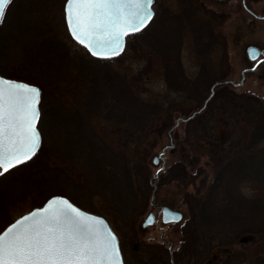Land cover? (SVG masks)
Masks as SVG:
<instances>
[{"label": "trees", "instance_id": "16d2710c", "mask_svg": "<svg viewBox=\"0 0 264 264\" xmlns=\"http://www.w3.org/2000/svg\"><path fill=\"white\" fill-rule=\"evenodd\" d=\"M55 1L39 0L37 9L44 13ZM178 3L180 6L187 3L185 10L190 7L188 0ZM18 5L17 0H11L0 23L4 38L1 53L7 63L14 60L15 54L18 58L17 54L22 53L30 67L16 69L13 64L1 69L10 68L8 76L35 81L43 89L38 123L42 142L36 154L45 149L60 151L59 159L67 163L62 167L63 162H57L63 168L62 193L83 208L85 201L72 195L69 189L79 187L81 178L84 182L92 176L94 182L88 194L105 200L116 223L126 225L124 232L116 230L118 234L122 232L120 249L124 264H264V197L242 196L240 189L246 183L264 186V97L223 88L215 91L206 106L186 121L198 142L197 158L206 151V171L210 169L212 177L201 195L185 194L187 217L181 224L178 246L174 250L154 246L146 252L133 240L143 231L140 226L136 230L132 226L131 218L137 212L141 195L137 194L134 177L142 182L144 196L162 174L166 173L170 181L187 182L188 177L195 179L203 171L196 168L194 176L187 173L183 166L195 167L198 162L190 163L183 156L182 163L160 171L157 177L160 166L156 168L149 183L148 163L142 162L147 155L143 151L147 147L145 132L165 109L161 99L155 96L147 100L139 88V78L151 72L153 60L127 78L111 70L106 59L71 55L68 48L61 46L52 32L54 29L44 22L43 13L34 19L37 26L24 30L25 38L18 32L3 35L7 15ZM185 10L179 13L185 14ZM179 13L171 14L173 25L178 20L182 27L177 30L178 38L173 36L166 42L158 39L155 20L132 37L151 56L160 58L169 91L203 105L210 95V83L199 77L200 81L192 84L182 66L179 67L176 48L180 33L183 24L192 23L187 15L179 18ZM211 18L210 15L209 22ZM195 20L201 24L197 29L202 32L208 29L204 24L206 17L195 16ZM28 50L31 60L27 57ZM60 68L63 73H59ZM47 78H51L49 83ZM93 118L107 127L96 130ZM88 184L86 181L85 185ZM91 209L95 211L92 206Z\"/></svg>", "mask_w": 264, "mask_h": 264}, {"label": "rangeland", "instance_id": "374dc122", "mask_svg": "<svg viewBox=\"0 0 264 264\" xmlns=\"http://www.w3.org/2000/svg\"><path fill=\"white\" fill-rule=\"evenodd\" d=\"M38 1L39 0H17L19 5L13 12L19 11V14L11 12L7 15L6 19H8V22L6 21L5 27L3 26V35L12 33L17 35L18 32L22 35V38H25L23 36L24 30L30 26H37L38 23L35 22L34 19L38 17L39 14L43 13L40 8L37 9ZM245 1L248 8L256 14H259V17L262 19L249 15L246 10L240 6L239 0H230L225 3H223V1L217 2L214 0H188L190 7L187 10H185L188 6L187 3L180 6L178 0H158L154 3L153 9L155 15L152 21L155 20V22H157L155 24V31L158 39L166 42L171 39L170 37L174 36L178 38L177 30L182 27L179 26L180 21L178 20L176 24L173 25L174 21L172 20L174 19L171 14H176L181 10H185V14H183V12L179 13L178 17L182 19L187 15V20L192 22L191 24H183V30L180 33L176 48V51L179 49L178 53L180 55L181 63L179 62V67L180 65L182 66L185 77H187L192 84H197L200 81V72L203 69L201 63L205 60L204 53L198 56L196 48L193 46L194 42L197 45L202 44L201 40L203 35L202 30L197 29V26H201V24L198 20H195V16H200L201 18H205L207 15L212 16L210 31H214L215 42L222 45V48H219L220 50H210L209 61L214 62L216 66L211 63L214 71L211 70L210 75L214 78L209 82V88L220 79H231L238 82L240 79L239 70L245 66L244 62L241 64V61L243 57H246V49L249 46H256L259 49L262 47L264 43V0ZM64 3L65 0H57L49 4L41 17L44 18V22L51 30L54 29L52 32L56 34L61 46L68 48L71 55L88 56L89 53L82 46L78 45L68 33L64 18ZM31 11L36 14L33 16ZM3 40L4 38H2V32L0 30V69L1 67H6V65L12 66L13 64L16 65V69L30 67L29 60L25 59V56L21 55L22 53L17 54L19 56L18 58H16L15 54L12 58L14 60H10L9 63H7L1 53V42ZM31 47L32 45L28 46L29 49ZM29 51L30 50H28L29 56L27 57L30 59ZM151 55L152 54L147 52L143 47L138 46L136 40L131 35L126 39L125 48L120 55L106 59L108 60L107 66L110 67L111 70L117 71L120 75L127 76V78L130 75L136 74L141 68H144L150 60H153L151 72L139 78V88L145 99L151 101V97L155 96L161 99L164 102L165 109L153 120L145 132L144 145L147 147L143 148V151H145L144 153L147 155L144 156L146 161L142 160V162L148 163L147 171L149 174V183L152 179V174L156 172V168L160 166L155 177L159 176L160 171L162 173L167 171L171 166L173 167L175 163H182L183 156L186 157L190 163L198 162L195 167L183 166L187 173L194 176L196 168L203 171L199 172L195 179L188 177L187 182L180 180L170 181L166 179V173L162 174L159 180L156 179L155 182H153L154 188L152 187L151 191L144 194V196L141 191L142 182L140 183L138 178L134 177L137 194L141 192L137 212L133 214L131 218L134 230H136L137 227L139 228V226L141 227L148 213L152 212L156 217V221L153 225L143 228V231L136 234V238L133 239L135 240L134 242L140 244V248H143L146 252H150L151 248L154 246L158 247L162 245L172 250L178 246L179 237H181V224H183L184 219L187 217L188 202L187 198H185V194L188 193L194 196V194L198 192L201 195L212 177V171H210V169L206 171V163L208 160L206 151L197 158L199 151L198 142L192 129L185 125L186 121L192 118L186 121L184 120L197 111L202 104L196 103L194 100H186L181 95L169 91L165 83L164 69L160 65V58L157 57V55L156 57ZM19 59L21 60L17 62ZM37 59L39 60V58ZM220 60L223 61V65L220 67L221 69L218 70V63H220ZM173 64L175 65L174 62ZM59 71V73H63L62 68H60ZM6 72L10 74V68L2 70L0 75L6 78L16 79L8 76ZM51 78H47V81L48 79L51 80ZM16 80L21 79L17 78ZM23 81L35 84L41 88L35 81ZM47 83H49V81ZM222 89L223 87H220L216 90L220 91ZM42 90L41 88V95ZM236 91H244L252 95L264 97V73L262 71H257L254 74L247 75L243 85ZM81 108L84 107L81 106ZM92 121L95 123L94 126L96 130L107 127L103 121L96 118H93ZM59 152L60 151L56 149L55 151L45 149L38 153V155L35 154L27 162L16 166L6 173L2 174L0 172V231L21 215L29 212L35 207L41 206L51 196L61 195L68 198V196L62 193L63 189L61 188L64 184L62 167L63 164L65 165L66 161H62V158L59 159ZM155 158H157L156 164H154ZM59 161L63 162L61 168L57 166V162ZM204 177H206L205 181ZM86 181L90 184L85 185ZM201 181L204 182L201 183ZM93 182L94 179H92L91 175H89L84 182L83 178H81V184H77L79 187H73L69 189V192L85 201L86 206L84 208L76 204L78 207L87 212L103 216L109 222L121 243L123 240L121 238L122 232L118 234L116 230L125 229L126 225L124 226V223H116V219L109 210L105 200L98 195H91L90 192L88 194V190ZM240 189L242 196L264 197V186L246 183L243 184ZM68 199L70 200V198ZM70 201L74 203L72 200ZM91 206L95 211L91 209ZM161 206H166L172 210L181 212L183 218L174 225L163 224L160 220ZM142 255L146 254L142 253Z\"/></svg>", "mask_w": 264, "mask_h": 264}, {"label": "snow or ice", "instance_id": "6c2138e0", "mask_svg": "<svg viewBox=\"0 0 264 264\" xmlns=\"http://www.w3.org/2000/svg\"><path fill=\"white\" fill-rule=\"evenodd\" d=\"M154 0H66L72 36L96 57L123 48V38L154 17ZM11 0H0V20ZM41 88L0 76V169L29 160L40 146ZM0 264H121L116 237L103 219L64 196L0 231Z\"/></svg>", "mask_w": 264, "mask_h": 264}, {"label": "water", "instance_id": "95a60500", "mask_svg": "<svg viewBox=\"0 0 264 264\" xmlns=\"http://www.w3.org/2000/svg\"><path fill=\"white\" fill-rule=\"evenodd\" d=\"M221 1H223V3H225V2H227V0H221ZM242 1V5H243V8L252 16V17H255V18H258V19H262V18H260L259 16V14H256L255 12H253L251 9H249L248 8V6H247V4H246V1L245 0H241ZM65 3H66V0H65ZM65 3H64V18H65V23H66V27H67V30H68V33H69V35L71 36V38L78 44V45H80V46H82L88 53H89V55L90 56H92V57H94V58H103V59H108V58H113V57H116V56H118V55H120L122 52H123V50H124V48H125V43H126V39H127V37L128 36H130V35H132V34H135V33H137V32H139V31H141L142 29H144L150 22H151V20L149 21V23L147 24V25H145L143 28H141V29H139L138 31H136V32H134V33H128V34H126L125 36H124V38H123V48H122V50H119L115 55H112V56H110V57H96V56H94L92 53H91V51L85 46V45H83V44H81V43H79V41H77L73 36H72V34H71V31H70V29H69V27H68V23H67V19H66V15H65ZM7 6V5H6ZM6 8V7H5ZM152 8H153V4H152ZM153 19V18H152ZM1 21V20H0ZM262 48V47H261ZM260 48V49H261ZM260 49L259 48H257L256 46H249L247 49H246V57H243L244 59H245V61H246V63H245V66H246V68L245 69H243L242 70V72L240 73V79H239V81L238 82H232V81H229V80H223V81H219V82H216V83H214L213 85H212V87L210 88V95L208 96V98H207V100L204 102V104L202 105V107L201 108H199L197 111H195L190 117H187L186 119H184L185 121L186 120H188V119H190L191 117H193L196 113H198V112H200L205 106H206V103H207V101L211 98V96L214 94V90H215V88L216 87H218V86H220V85H226V84H230V85H232V86H235V87H240V86H242L243 85V82L245 81V77L247 76V75H249V74H251L254 70H255V68H256V65L253 67V68H250L251 66H252V63L258 58V56L259 55H261V54H263V52L262 51H260ZM1 76V75H0ZM8 79H11V78H8ZM12 80H16V79H12ZM41 101V100H40ZM40 105V104H39ZM39 119H40V117H39ZM39 119H38V121H37V126H38V122H39ZM41 140H42V137H41V139H40V144H41ZM40 147V146H39ZM39 149V148H38ZM38 149H37V151H38ZM36 154V153H35ZM34 154V155H35ZM33 155V156H34ZM32 156V157H33ZM31 157V158H32ZM30 158V159H31ZM29 159V160H30ZM28 161V160H27ZM23 162H26V161H22L21 163H23ZM156 162H157V158H155L154 159V164H156ZM20 163V164H21ZM18 165V164H17ZM17 165H14L13 166V168L15 167V166H17ZM12 168H10L9 170H11ZM8 170V171H9ZM0 171H1V173H5V172H3V170L2 169H0ZM154 193V192H153ZM152 193V195H154ZM54 196H61V195H54ZM53 196H51L50 198H48L41 206H39V207H35V208H33V209H31L29 212H32V211H34L35 209H37V208H41V207H43L44 206V204L49 200V199H51ZM153 197V196H152ZM67 198V197H66ZM68 199V198H67ZM153 205V204H152ZM83 210V209H82ZM83 211H85V210H83ZM29 212H27V213H25V214H23V215H26V214H28ZM85 212H87V211H85ZM88 213H91V212H88ZM92 215H94V216H99V217H101L102 219H103V221H104V223H105V225H106V227H108V228H110L111 230H112V232L114 233V235H115V237H116V243H117V246H118V249H119V257H120V262H121V264H124V262H123V257H122V254H121V250H120V239H119V237L117 236V234L114 232V230L112 229V227L110 226V224H109V222L103 217V216H100V215H97V214H94V213H91ZM23 215H21V216H23ZM20 216V217H21ZM20 217H18L17 219H19ZM182 217H183V215H182V213L181 212H179V211H175V210H172V209H170L169 207H166V206H161L160 207V220H161V222L163 223V224H169V223H178V222H180L181 221V219H182ZM17 219H15V220H17ZM14 220V221H15ZM14 221H12L11 223H13ZM155 221H156V217H155V215L152 213V212H150V213H148L147 214V216L145 217V219L143 220V222H142V224H141V227L142 228H146V227H148V226H151V225H153L154 223H155ZM10 223V224H11ZM9 225V224H8ZM7 225V226H8ZM6 226V227H7ZM5 227V228H6ZM4 228V229H5ZM3 229V230H4ZM2 230V231H3Z\"/></svg>", "mask_w": 264, "mask_h": 264}, {"label": "flooded vegetation", "instance_id": "af4514ba", "mask_svg": "<svg viewBox=\"0 0 264 264\" xmlns=\"http://www.w3.org/2000/svg\"><path fill=\"white\" fill-rule=\"evenodd\" d=\"M214 1H217V2H220L221 0H214ZM230 0H227V2H229ZM240 1V6L243 8V5H242V1ZM154 3H155V0H154ZM244 9V8H243ZM209 17L210 16H206V19L207 21L204 22V24L208 27V29H205L203 31V35H202V44L201 45H197L195 44L194 42V45L195 48H196V52L199 55H202V53H204L205 55V60L203 63H201V66H203V69L201 70L200 74L201 76L200 77H203L205 78V81L207 82H210L214 77H211L210 75V71L213 70V66L211 65V63L214 65L215 63L212 62V61H209V56H210V53L211 51L210 50H216V49H219V48H222V45L220 44H217L215 41V35H214V31H210L209 27H210V22L208 21L209 20ZM194 37V36H193ZM220 50V49H219ZM260 51L263 52V54L259 55L258 58L252 63V66L250 68H253L255 65H256V68L255 70L251 73V74H254L256 73L257 71H262L264 73V43L262 44V48L260 49ZM241 61V59H240ZM220 63L219 64V68L218 70H220L221 66L223 65V61H219ZM244 62V64L246 63L245 59L242 58V61H241V64ZM216 66V65H214ZM246 66L242 67L240 70H239V74L242 72L243 69H245ZM214 71V70H213ZM249 74V75H251ZM219 81H223L222 79L220 80H217L216 82H219ZM229 81H232V82H235L233 80H229ZM215 82V83H216ZM220 87H223V88H230V89H239L240 87H235V86H232L230 84H226V85H220L218 87L215 88V91H217L216 89L220 88ZM210 89V88H209Z\"/></svg>", "mask_w": 264, "mask_h": 264}]
</instances>
